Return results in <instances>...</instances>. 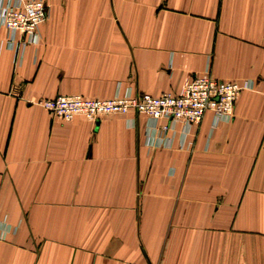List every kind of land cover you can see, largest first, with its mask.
<instances>
[{"label":"crops","instance_id":"0c3cea01","mask_svg":"<svg viewBox=\"0 0 264 264\" xmlns=\"http://www.w3.org/2000/svg\"><path fill=\"white\" fill-rule=\"evenodd\" d=\"M45 2L21 66L0 41V264H264V0ZM208 64L253 89L184 146L180 125L158 148L144 115L36 104L175 94Z\"/></svg>","mask_w":264,"mask_h":264},{"label":"built area","instance_id":"2783aa9c","mask_svg":"<svg viewBox=\"0 0 264 264\" xmlns=\"http://www.w3.org/2000/svg\"><path fill=\"white\" fill-rule=\"evenodd\" d=\"M48 7L45 0H0V29L5 30L1 45L15 52V65L21 66L29 44L40 39L39 25L46 19ZM252 84L225 82L214 78L209 64L201 74L188 79L175 93L165 92L154 97L148 94H132L129 90L117 92L109 99H88L81 96H58L40 99L38 106L55 117L71 121L77 116L96 121L106 114L144 115L150 122L146 134L149 146L171 148L179 137V144L186 145L194 125L201 122L206 113H212V126L230 122L239 94L252 90ZM0 222V240L13 230Z\"/></svg>","mask_w":264,"mask_h":264}]
</instances>
